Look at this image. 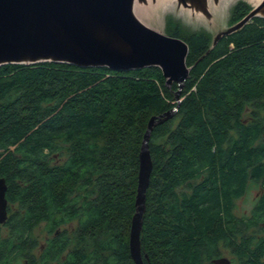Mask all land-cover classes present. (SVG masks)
<instances>
[{
    "label": "trees",
    "instance_id": "1",
    "mask_svg": "<svg viewBox=\"0 0 264 264\" xmlns=\"http://www.w3.org/2000/svg\"><path fill=\"white\" fill-rule=\"evenodd\" d=\"M248 11L237 3L230 20ZM178 28L169 24L168 35L189 44L192 66L180 104L178 85L168 87L159 67L0 66V177L19 206L6 222L13 238L0 240L1 264L31 251L38 224L55 233L74 221L77 236L52 237L40 264H135L129 238L142 141L150 118L178 104L149 142L145 264H214L224 248L231 264H264V18L200 60L211 34ZM56 154L64 160L53 162ZM253 185L260 195L239 216L237 200Z\"/></svg>",
    "mask_w": 264,
    "mask_h": 264
},
{
    "label": "water",
    "instance_id": "2",
    "mask_svg": "<svg viewBox=\"0 0 264 264\" xmlns=\"http://www.w3.org/2000/svg\"><path fill=\"white\" fill-rule=\"evenodd\" d=\"M171 0H0V66L34 65L43 62L65 63L80 68L107 67L115 71L159 67L170 87L176 83V99L190 76L187 63L189 44L142 20L136 8L146 9L159 19L160 10ZM178 8L202 19L214 33L210 48L249 23L264 18V0H260L238 22L222 27L215 8L221 0H176ZM225 1V0H223ZM159 4V6H157ZM157 19V20H158ZM159 22V21H158ZM215 31V32H214ZM179 104L163 114L152 116L142 141L139 155L136 211L132 217L129 247L135 264H145L141 233L146 213V196L153 171L150 152L151 134L157 124L174 117ZM7 180L0 177V225L8 219ZM147 257V255H145ZM214 264H231L229 257L212 260Z\"/></svg>",
    "mask_w": 264,
    "mask_h": 264
},
{
    "label": "rangeland",
    "instance_id": "3",
    "mask_svg": "<svg viewBox=\"0 0 264 264\" xmlns=\"http://www.w3.org/2000/svg\"><path fill=\"white\" fill-rule=\"evenodd\" d=\"M243 2L245 6H247V9L249 8V11L254 7V4L250 0H221V7L219 6L218 8H215L216 15L218 17V22H221L223 24L222 27H228L236 22L231 21L232 17V10L233 7L237 4ZM166 9L165 10H160L158 15L159 19L157 20V24L151 23L150 25L156 29L161 30L163 33L168 34L169 32L167 31V27H169V24L172 28H178L180 32H183L184 34H190L198 31H206L209 34H214L211 29L209 28L208 24L205 23V21H202V19H195L193 18L188 12V10L184 8H178V4L176 0H171V2H168L166 4ZM136 9H139L137 7ZM146 10V9H145ZM248 11V12H249ZM153 19V16L151 17V14L148 15V20L151 21ZM159 21V22H158ZM170 23L168 24V22ZM215 32V31H214ZM185 86V85H184ZM184 89V87H183ZM183 89L181 90V94L183 92ZM180 94V95H181ZM182 97V95H181ZM180 97V99H182ZM175 101L178 102L176 99V92H175ZM64 160V156H60L59 154H56L53 156V162H61ZM260 195V188L259 186L253 185L250 190L248 191L247 195L243 196L242 198L237 200V207H236V213L239 216L242 215H247L250 213L252 207L254 206L257 197ZM11 210L10 215L12 212L14 213L15 211L18 210L17 206L10 205ZM9 215V216H10ZM78 222V221H77ZM76 221L68 223L66 225H62L60 227V231L68 230L69 234L68 236L71 238H74L77 236V233H74L77 230L78 223ZM46 224L45 223H40L38 224L35 228L34 231L31 234L32 242H35V248L31 250L29 253H26L25 255H22L21 257H18L15 262H9L7 263L4 261V264H40V259H41V246L46 243L47 241V233H50L46 230L45 228ZM9 226L1 225L0 226V240H2L6 234L11 233L9 230ZM131 230V227H130ZM36 241L38 243H36ZM87 245H89L88 242H86ZM73 247L75 246V243L72 244ZM72 246L70 248H67L65 250L64 254H67ZM90 248V247H89ZM221 255L223 257H229L232 259L234 255L231 252V249H223ZM27 256V257H25ZM20 258V259H19ZM27 260L29 262H27ZM56 261H54L55 263Z\"/></svg>",
    "mask_w": 264,
    "mask_h": 264
},
{
    "label": "flooded vegetation",
    "instance_id": "4",
    "mask_svg": "<svg viewBox=\"0 0 264 264\" xmlns=\"http://www.w3.org/2000/svg\"><path fill=\"white\" fill-rule=\"evenodd\" d=\"M8 219H9V213H10V211L9 210H11V206H10V204H9V202H8ZM7 219V220H8ZM7 222V221H6ZM6 222L4 223L5 225H6ZM4 224H1V225H4ZM0 225V226H1ZM60 229V228H59ZM1 234V233H0ZM59 234H62V233H60V230H58L57 232H55V233H47V236H46V238H47V241H46V243L44 242V244L41 246V251L42 250H44V248L46 247L47 248V246H48V244H49V240L52 238V237H55V236H57V235H59ZM7 236H5L3 239H9V238H13V234L12 233H7L6 234ZM2 239V240H3ZM36 243H38L37 241H36ZM35 242L34 243H32V248H31V250H33L34 248H35ZM223 257V256H222ZM63 258H65V256H63ZM15 261H17V260H13V261H11V262H15ZM54 261H56L55 263H54ZM27 262H29L28 260H27ZM0 264H1V259H0ZM14 264V263H13ZM25 264H27V263H25ZM49 264H58V260H51L50 262H49Z\"/></svg>",
    "mask_w": 264,
    "mask_h": 264
},
{
    "label": "bare ground",
    "instance_id": "5",
    "mask_svg": "<svg viewBox=\"0 0 264 264\" xmlns=\"http://www.w3.org/2000/svg\"><path fill=\"white\" fill-rule=\"evenodd\" d=\"M253 4H258L260 2V0H250ZM168 2V0H167ZM165 1H163V3H160V6H164ZM157 6H159V4H157ZM136 14L137 16H139V18H141L142 20H148V15L149 13L147 12V10L145 9H142V8H139V9H136ZM153 16V14H151V17ZM157 17H154L153 16V19H151V21L153 20L154 22L157 23Z\"/></svg>",
    "mask_w": 264,
    "mask_h": 264
}]
</instances>
